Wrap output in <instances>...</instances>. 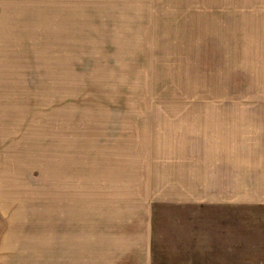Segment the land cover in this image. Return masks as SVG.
Returning <instances> with one entry per match:
<instances>
[{
    "label": "rangeland",
    "instance_id": "obj_1",
    "mask_svg": "<svg viewBox=\"0 0 264 264\" xmlns=\"http://www.w3.org/2000/svg\"><path fill=\"white\" fill-rule=\"evenodd\" d=\"M128 208L157 264H264V0H0V264H109L52 222Z\"/></svg>",
    "mask_w": 264,
    "mask_h": 264
},
{
    "label": "crops",
    "instance_id": "obj_2",
    "mask_svg": "<svg viewBox=\"0 0 264 264\" xmlns=\"http://www.w3.org/2000/svg\"><path fill=\"white\" fill-rule=\"evenodd\" d=\"M102 178L108 180L110 176L103 175ZM122 179L125 181L121 183L123 188L131 192L129 183L132 178L122 176ZM144 184L148 185V189L143 188L138 193L151 195L153 191L149 189V181ZM129 208L123 214L128 215L124 219L127 222H52L55 223V236L64 235L65 241L74 245L84 241L78 248L80 255L83 252L80 258L84 254L96 253V257L107 260L109 264H157L153 246V211L148 209L146 216L144 213L141 216ZM213 252L216 257V250Z\"/></svg>",
    "mask_w": 264,
    "mask_h": 264
}]
</instances>
